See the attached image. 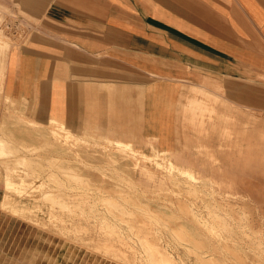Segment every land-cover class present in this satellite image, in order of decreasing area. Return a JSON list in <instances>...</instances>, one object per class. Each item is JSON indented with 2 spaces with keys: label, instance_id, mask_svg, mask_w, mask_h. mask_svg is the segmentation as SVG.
Wrapping results in <instances>:
<instances>
[{
  "label": "crops",
  "instance_id": "obj_1",
  "mask_svg": "<svg viewBox=\"0 0 264 264\" xmlns=\"http://www.w3.org/2000/svg\"><path fill=\"white\" fill-rule=\"evenodd\" d=\"M0 8L27 24L0 26V139L11 152L36 142L39 125L49 160L66 158L54 135L64 128L185 167L199 158L195 128L220 127L228 109L257 106L264 94V0H0Z\"/></svg>",
  "mask_w": 264,
  "mask_h": 264
},
{
  "label": "rangeland",
  "instance_id": "obj_2",
  "mask_svg": "<svg viewBox=\"0 0 264 264\" xmlns=\"http://www.w3.org/2000/svg\"><path fill=\"white\" fill-rule=\"evenodd\" d=\"M0 11L6 10L0 8ZM24 17L2 13L0 14V26H11L12 31L15 28L21 29L27 25ZM21 18L23 19L21 20ZM1 42L3 41L1 40ZM1 46L0 44V104H4L1 87L4 70L3 47L1 48ZM242 104L241 109H228L222 126L199 128V130L195 128L192 139L199 158L180 160L186 167L180 166L181 168L192 170L196 174L198 180L195 182L188 180L180 172L170 167V162L175 163L176 161L167 153H161L155 149L151 153H144L137 151L130 144H126L127 148H121L117 142L90 133L77 137L64 128H59L60 130L56 131L55 138L61 141L60 144L66 154L63 161L60 159L49 160L45 154L43 157L42 135L44 134L40 126L34 127L36 133H33L32 136L34 135L37 141H34L33 144L18 143L19 148L11 152L10 146L7 148L4 143L5 151L0 154V264H128L114 258L113 255H107L108 253L106 254L98 247L99 241L111 238L102 230V224L107 221L108 224L118 228L119 234L123 233L124 239L129 242L131 240V243L135 241L133 242L134 248L143 252L136 232L129 229L132 221L136 220L129 214L130 211L135 210L138 213L139 210L129 204L122 205L125 204L122 194L133 195L137 200L140 198V202L143 200L141 203L155 207L156 209L153 208V210L163 214H176L174 216L181 218V221L190 230L193 228L192 231L198 233L197 235L205 236L209 243L206 245L207 251H209L206 256L213 255L225 264H234V261L229 259V254H226L225 250L220 248L219 252L217 251L218 254L210 245V242L215 243V241L218 245L222 241L221 237L228 240L230 244L232 243V246L234 244L236 251L241 254L244 251L243 255H247V257H253L254 253L258 252V250L255 251L258 249L256 246L258 241L263 244L262 249L264 250V208H262L264 206V94L258 95L257 106L249 104V102ZM252 105L256 106V110L245 108V106ZM200 142L202 145H199ZM43 160L45 161L43 162ZM115 160H119V162L114 163ZM126 162L131 166L136 164V171H130V166L126 168ZM49 163L53 165L50 167ZM74 163L78 164L80 168L77 166L74 168ZM176 163L179 164V162ZM58 164L64 168H59ZM3 171L4 173H2ZM49 172L51 173L49 174ZM6 177L13 179L14 185L5 186ZM212 184L216 186L214 191L216 200H219L217 206L223 207L220 209L219 215L221 218L226 217L228 224L232 225L233 223V233L236 236L231 233L232 231L230 233L223 231L224 234L221 237L212 236L201 224L199 226L200 222L195 221L196 217L204 223L209 219L210 222L214 221V216L209 215V210L204 206L205 200H209L206 194L211 191L209 186ZM105 187H109L110 190ZM192 187L198 191L199 198L193 199L186 193L187 189ZM53 194H58V196L54 199L51 197ZM85 194L95 195L96 197L91 201L98 202V204L97 206L91 205L95 209L93 211L87 209V213L83 214L81 213L82 205L79 207L80 209L77 206L80 205L79 198ZM253 194H256L257 197ZM97 195L101 197L99 198ZM167 195L172 198H167ZM246 198L247 200H245ZM226 200H229L231 204H226ZM66 201L71 202L70 207L74 212L67 210ZM181 203L194 211L195 218L188 217L183 213ZM109 204L112 205V208ZM152 207L150 208L152 209ZM86 208L88 207L86 206ZM233 210L234 212H232ZM139 215L141 218L146 216L143 212H140ZM232 220L235 221L232 222ZM235 222L237 224H234ZM159 224H154L150 237L159 246L162 245L163 247H161L174 257L177 264H202L195 254L189 252L191 244H183L177 240L170 229L165 228L162 221H159ZM237 225L245 226L246 231L254 239L251 241H248L246 237L242 239L241 229H238ZM81 226L87 227L89 231H79ZM218 234H221L220 231ZM114 238L120 239L117 236ZM244 239H246L245 242ZM118 247L123 251L128 250V247L120 244ZM218 247L221 246L218 245ZM214 251L218 255L213 253ZM128 255L132 264H148L140 259L134 261L135 256L131 252H128ZM138 255L140 258V254ZM260 255L264 259V251L263 254L260 252ZM232 261L233 263H231Z\"/></svg>",
  "mask_w": 264,
  "mask_h": 264
},
{
  "label": "bare ground",
  "instance_id": "obj_3",
  "mask_svg": "<svg viewBox=\"0 0 264 264\" xmlns=\"http://www.w3.org/2000/svg\"><path fill=\"white\" fill-rule=\"evenodd\" d=\"M4 43V42H3ZM8 43V42H7ZM6 44V43H5ZM9 45H7V47H8ZM2 48V47H1ZM6 48V47H5ZM5 50V49H4ZM4 50H3V52H4ZM6 115H8V114H6ZM10 115V114H9ZM11 119V118H10ZM15 121V120H14ZM9 122H10V120H9ZM11 122H12V120H11ZM54 122V121H53ZM16 123V122H15ZM18 123H19V121H18ZM22 123H24V122H22ZM27 124V123H26ZM25 124V125H26ZM32 124V123H31ZM30 124V125H31ZM34 124V123H33ZM30 125H29V127L28 128H30ZM8 126V125H7ZM35 126V125H34ZM9 127V126H8ZM18 127V126H17ZM20 127V126H19ZM18 127V128H19ZM32 127H33V125H32ZM39 127V125L37 126V128ZM41 127V126H40ZM7 128V127H6ZM36 128V129H37ZM20 129V128H19ZM23 129V128H22ZM25 129V128H24ZM41 129V128H40ZM47 130V129H46ZM24 132V131H23ZM54 133V132H53ZM53 133H51L52 135H53ZM56 133V132H55ZM55 133H54V135H55ZM25 134V133H24ZM37 134H39V133H37ZM2 135V134H1ZM47 136V135H46ZM45 136V137H46ZM56 136V135H55ZM71 136V135H70ZM2 137V136H1ZM73 137V136H72ZM49 138V137H48ZM2 139V138H1ZM0 139V140H1ZM59 141V140H58ZM5 142V141H4ZM7 142V141H6ZM6 144V143H5ZM5 144L3 143V139H2V141H0V154L1 153H4V151H5V148H6V146H5ZM7 144H8V142H7ZM117 144L121 147V148H127L128 147V145H126V144H123L122 142H117ZM5 146V147H4ZM7 148H8V146H7ZM14 149H17V148H14ZM130 151V150H129ZM33 152V151H32ZM31 152V153H32ZM84 152H86V151H84ZM87 153V152H86ZM85 156V155H84ZM20 158V157H19ZM24 158V157H23ZM25 159V158H24ZM102 159V158H101ZM16 160V159H15ZM14 160V161H15ZM18 160V162H20V160L19 159H17ZM34 160V159H33ZM37 160V159H36ZM32 162V161H31ZM115 162H119V160H115L114 161V163ZM7 163V162H6ZM8 163H10V162H8ZM7 163V164H8ZM17 163V162H16ZM117 164V163H116ZM115 164V165H116ZM126 168H128L129 166L131 167V169H130V171H136V169H137V165L136 164H132V166H131V164L129 165L127 162H126ZM124 165V164H123ZM28 166H29V164H28ZM33 166V165H32ZM31 166V167H32ZM41 166V165H40ZM170 167L173 169V170H176L177 172H180L185 178H188V180H190V181H192V182H195V181H197L198 180V178H197V176H196V174L192 171V170H188V169H184V168H181L180 166H178V165H176L175 163H173V162H170ZM39 168V167H38ZM37 168V169H38ZM33 169V168H32ZM106 172V171H105ZM109 172V171H108ZM169 172V171H168ZM117 173V172H116ZM174 175H176V174H174ZM3 177V176H2ZM174 177V176H173ZM176 177V176H175ZM178 177H180V176H178ZM118 178V177H117ZM174 179V178H173ZM13 180V179H12ZM11 180V178L10 177H6V185L5 186H7V187H10V186H12V185H14V183H13V181ZM89 180V179H88ZM121 180V179H120ZM179 180H180V178H179ZM23 181V180H22ZM124 182V181H123ZM185 182V181H184ZM205 183V182H204ZM208 183V182H207ZM204 185V184H203ZM207 186V185H206ZM100 188H101V186H99ZM179 187H181V186H179ZM210 187V189H211V191H209L207 194H206V196H208V199L209 200H205V204H204V206L209 210V215H211V216H214V218H213V220L214 221H211V222H214V223H212L211 224V222H210V219L209 220H206V222L204 223V222H202V220L200 219V218H198V217H196V219H195V221L197 220L198 222H200L199 223V226H200V224H201V226L207 231V232H209L212 236H222V234H224L223 233V231H225V232H231V233H233V228H232V225H233V223H232V225L231 224H228L227 223V220L225 219V218H221L220 217V213H219V211H220V209L221 208H223V207H219V206H217V205H219V204H217L218 202H219V200H216V192L214 191V189H215V184H212L211 186H209ZM105 188H107V187H105ZM104 188V189H105ZM136 188V187H135ZM107 189H109V187L107 188ZM106 189V190H107ZM178 189V188H177ZM54 190V189H53ZM98 190H100V189H98ZM110 190V189H109ZM178 190H180V188L178 189ZM101 191V190H100ZM113 191V190H112ZM90 192V191H89ZM88 192V193H89ZM109 193H111L110 191H109ZM183 193V192H182ZM186 193L189 195V196H191V198H193V199H197V197H198V195L199 194H197L198 193V191L194 188V187H192V188H190V189H187V191H186ZM251 193H254V191H251ZM257 193V192H256ZM203 194V193H202ZM204 194V195H205ZM229 194V193H228ZM158 195H160L159 193H158ZM176 195V194H175ZM186 195V194H185ZM223 195V194H222ZM236 195V194H235ZM235 195H233V196H235ZM253 195H255L256 196V194H253ZM260 195V194H259ZM263 195V194H262ZM5 196V195H4ZM58 196V194L57 195H55V194H53V195H51V197H53L54 199L56 198ZM122 196V198L125 200V204H122V205H127V204H129V205H132L134 208H136V210H139V212L137 213V212H135V210H133V211H130V215L131 216H133V218H135L136 220L134 221H132V223L130 224V228L129 229H131V231H135L136 232V234H137V239H139V241H140V244L142 245V247H143V252H140V251H138L139 249H137V248H134V244H133V242H135V241H133L132 243H131V240H130V242L129 241H127L126 239H124L123 237H122V234H119L118 233V228L116 227V226H114V225H112V224H108L107 223V221H104V223L102 224V230H104L107 234H109L110 236H111V238L110 239H105V240H102V241H99L98 242V247H100L102 250H104L105 252H106V254L107 255H113L114 256V258H116V259H119V260H122V261H125V262H127L128 264H132L131 262V259H130V257H129V255H128V252L130 253H132V254H134V256H135V258H134V261L135 260H144V262L146 261V262H148V264H177L176 262V260L175 259H173L174 257H172L169 253H167L166 252V250H164L161 246H159V244H157V242H155V240H153L150 236H151V232L153 231V227H154V224L156 225V224H158V225H160L159 224V221H162L163 222V225L165 226V228H168V229H170L172 232H173V234H174V236L177 238V240H179L180 242H182L183 244H191V247L189 248L190 249V251L189 252H192L193 254H195L196 255V257H197V259H199L200 260V262L202 263V264H225V262H223V261H221V260H219V259H217L216 257H214L213 255H211L210 256V254H209V256H206V254H208V252L209 251H207L208 250V248H207V246L206 245H208L209 243L207 242V239L205 238V236H199V235H197L198 233H195V232H193L192 230H193V228H191L192 230H190L189 228H188V226H185V224L181 221V218H178V217H175L176 216V214H174V215H170V214H163L162 212H158V211H156V210H153V208H155V207H152V206H150V205H148V204H146V203H141L140 202V198H139V200H137L136 198H134V196L133 195H129V194H125V195H121ZM165 196V195H164ZM182 196V195H181ZM181 196H180V198H181ZM221 196V195H220ZM68 197H69V195H68ZM94 197H96L95 195H91V194H85V195H83L82 197H80L79 198V201H80V199H81V201L79 202L78 201V203H80V205L79 206H77L78 208L82 205V207H81V213H83V214H85V213H87V209H88V211L90 210V211H93L94 209L91 207V205H93V206H97V204H98V202H92L91 200H92V198H94ZM97 197H101V196H99V195H97ZM168 197H171V196H168L167 195V198ZM184 197V196H183ZM182 197V198H183ZM229 197V196H228ZM257 197V196H256ZM143 198V197H142ZM172 198V197H171ZM171 198H170V200H171ZM199 198V197H198ZM220 198V197H219ZM251 198V197H250ZM206 199H207V197H206ZM235 199H236V197H235ZM76 200H78V199H76ZM167 200V199H166ZM173 200V199H172ZM188 200V199H187ZM234 200V199H233ZM239 200V199H238ZM245 200H247V198L245 199ZM144 201H146V200H144ZM168 201V200H167ZM185 201V200H184ZM197 201V200H196ZM212 201V202H211ZM227 202H226V204H231V202L229 201V200H226ZM259 201V200H258ZM66 202H68V201H66ZM65 202V204L67 205V210L69 211V212H74V210H72L71 209V207H70V203L71 202H68V203H66ZM75 202V201H74ZM74 202H72L73 204H75ZM146 202H148L149 203V201H146ZM176 202H177V200H176ZM193 202V201H192ZM221 202V201H220ZM235 202V201H234ZM256 202H257V200H256ZM77 203V202H76ZM108 203V202H107ZM201 203V202H200ZM238 203V202H237ZM233 204V203H232ZM63 205V204H62ZM194 205H195V203H194ZM199 205V204H198ZM237 205H239V204H237ZM252 205V204H251ZM54 206V205H53ZM75 206V205H74ZM86 206L88 207V208H86ZM109 206H111V208H112V205H110L109 204ZM187 205H184V203H181V209H182V211H183V213L184 214H186V215H188V217L189 216H193L194 215V211H191L189 208H187L186 207ZM189 206V205H188ZM221 206H223V205H221ZM254 206V205H253ZM56 207H58V206H56ZM150 207H152V209L150 208ZM179 207V206H178ZM231 207V206H230ZM242 207H244L245 208V206H242ZM241 207V208H242ZM250 207V206H249ZM252 207V206H251ZM61 208V207H60ZM65 208V209H66ZM114 208V207H113ZM229 208V207H228ZM238 208V207H237ZM262 208H264V206L262 207ZM80 209V208H79ZM115 209V208H114ZM156 209V208H155ZM224 209H226V208H224ZM233 209H234V207H233ZM239 209V208H238ZM98 210V209H97ZM159 210V209H158ZM207 210V211H208ZM228 210V209H227ZM255 210V209H254ZM263 210V209H262ZM96 211V210H95ZM115 211H116V209H115ZM238 211V210H237ZM63 212V211H62ZM96 212H98V211H96ZM112 212V211H111ZM110 212V213H111ZM140 212H143L146 216L145 217H143V218H141L140 217V215H139V213ZM166 212V211H165ZM232 212H234V210L232 211ZM99 213V212H98ZM108 213V212H107ZM167 213V212H166ZM222 213V212H221ZM223 213H225V212H223ZM238 213V212H237ZM262 213V212H261ZM173 214V213H172ZM207 214V213H206ZM229 214V213H228ZM239 214H240V211H239ZM243 214V213H242ZM72 215V214H71ZM73 215H76V214H73ZM208 215V216H209ZM222 215V214H221ZM226 215V214H225ZM237 215V214H236ZM241 215V214H240ZM263 215V214H262ZM142 216V215H141ZM228 216V215H227ZM239 216V215H238ZM248 216V215H247ZM246 216V217H247ZM264 216V215H263ZM215 217H216V219H215ZM217 217H219V218H217ZM249 217V216H248ZM192 218H195L194 216L192 217ZM205 218V217H204ZM209 218V217H208ZM211 218V217H210ZM229 218H230V216H229ZM236 218V217H235ZM240 218V217H239ZM106 219V218H105ZM206 219V218H205ZM212 219V218H211ZM232 219H234V218H232ZM245 219V218H244ZM247 219V218H246ZM237 220V219H236ZM239 220V219H238ZM241 220V219H240ZM262 220V219H261ZM65 221V220H64ZM116 221V220H115ZM233 221H235V220H232V222ZM248 221V220H247ZM114 222V221H113ZM229 223H231L230 221H228ZM264 222V221H263ZM197 223V222H196ZM216 223H218V224H216ZM240 223H242V221H240ZM114 224V223H113ZM234 224H237L236 222L234 223ZM157 225V226H158ZM187 225V224H186ZM125 226V225H124ZM163 226V227H164ZM198 226V225H197ZM198 226V227H199ZM234 226H236V225H234ZM247 226V225H246ZM237 227H238V229H241V233H242V239L244 238V237H246V239L248 238V241H251V240H253L254 238L248 233V231H246V227L245 226H240V225H237ZM66 228V227H65ZM258 229H259V227H257ZM162 229V228H161ZM237 229V230H238ZM121 230V229H120ZM157 230H159V229H157ZM164 230H167V229H164ZM197 230V229H196ZM79 231H81V232H87V231H89V229L87 228V227H83V226H81V230L79 229ZM123 231V230H122ZM127 231H128V228H127ZM198 231V230H197ZM220 231V233L221 234H218V232ZM236 231V230H235ZM239 231V230H238ZM264 231V230H263ZM263 231H262V233H263ZM159 232H161V231H159ZM158 232V233H159ZM237 232V231H236ZM252 232V231H251ZM205 233V232H204ZM228 233V234H229ZM254 233V232H253ZM206 234V233H205ZM216 234V235H215ZM218 234V235H217ZM234 234V233H233ZM237 234V233H236ZM239 234V233H238ZM258 234H260V233H258ZM264 234V233H263ZM231 236H232V234H230ZM229 235V236H230ZM119 237L120 239H113V237ZM126 236V235H125ZM133 236V235H132ZM227 236V235H226ZM228 236V238L229 239H231L230 237ZM234 236H236L235 234H234ZM233 236V237H234ZM238 236V235H237ZM255 236V235H254ZM256 237V236H255ZM213 238V237H212ZM222 238V241H220L219 242V244L218 245H220L221 247H218V245H216V241H215V243H211L210 242V245L213 247V249H215V251L217 252H219V249L220 248H222L223 250H225L224 252L226 253V254H229V259L230 260H233L234 261V264L235 263H237V264H264V259L261 257V255H260V252H261V254H263V249H262V243L260 242V241H258V244L256 245L257 247H258V249H255V251L256 250H258V252H256V253H254V255H253V257H247V255H243V253H245L242 249H240V250H242L243 251V253L241 254L240 252H238V251H236L235 250V248L234 247H236V246H234V244H233V246L228 242V240H226V239H224V237H221ZM236 238H240V237H236ZM217 239V238H216ZM241 239V240H242ZM246 239H244V242H245V240ZM129 240V239H128ZM134 240H136L135 238H134ZM162 240V239H161ZM232 240V239H231ZM240 240V239H239ZM258 240V239H257ZM257 240H256V242H257ZM137 241V240H136ZM170 241V240H169ZM264 241V240H263ZM161 242V241H160ZM240 242V241H239ZM244 242H243V244H244ZM252 242H250V244H251ZM255 243V242H254ZM123 245V246H126V247H128V250H126V251H123V250H121L119 247H118V245ZM230 244V245H229ZM249 244V243H248ZM253 244V243H252ZM96 245H97V243H96ZM137 245V244H136ZM135 245V246H136ZM238 247H239V244L237 245ZM245 246V245H244ZM242 247V246H241ZM247 247V246H246ZM249 247H251V246H249ZM264 247V246H263ZM238 250H239V248H238ZM250 250H251V248H250ZM215 251L213 252V253H215ZM252 251V250H251ZM170 252V251H169ZM217 252V253H218ZM246 252H247V249H246ZM250 252V251H249ZM253 252V251H252ZM217 253H215V254H217ZM222 253V252H221ZM138 254H140V258H139V255ZM143 254H145V255H143ZM219 254V253H218ZM217 254V255H218ZM138 255V256H137ZM173 255V254H172ZM221 255H223V254H221ZM192 256V255H191ZM224 257V256H223ZM180 258V257H179ZM226 258H227V256H226ZM113 259V258H112ZM228 259V258H227ZM199 260H197L198 262H199ZM122 261H121V263H122ZM233 261L231 262V263H233ZM141 262V261H140ZM178 262H179V260H178ZM230 262V261H229ZM141 264V263H140ZM187 264V263H186Z\"/></svg>",
  "mask_w": 264,
  "mask_h": 264
}]
</instances>
